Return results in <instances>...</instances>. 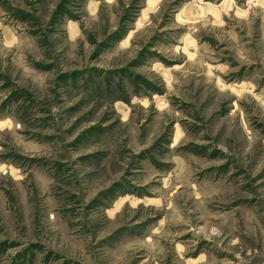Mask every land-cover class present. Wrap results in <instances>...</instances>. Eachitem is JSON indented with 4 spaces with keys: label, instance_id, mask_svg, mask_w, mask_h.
<instances>
[{
    "label": "rangeland",
    "instance_id": "374dc122",
    "mask_svg": "<svg viewBox=\"0 0 264 264\" xmlns=\"http://www.w3.org/2000/svg\"><path fill=\"white\" fill-rule=\"evenodd\" d=\"M0 264H264V0H0Z\"/></svg>",
    "mask_w": 264,
    "mask_h": 264
}]
</instances>
